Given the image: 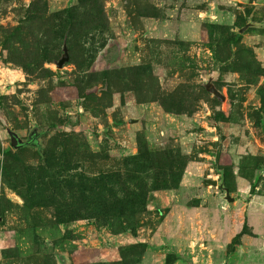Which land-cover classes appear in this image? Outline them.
I'll list each match as a JSON object with an SVG mask.
<instances>
[{
    "label": "rangeland",
    "instance_id": "rangeland-1",
    "mask_svg": "<svg viewBox=\"0 0 264 264\" xmlns=\"http://www.w3.org/2000/svg\"><path fill=\"white\" fill-rule=\"evenodd\" d=\"M0 264H264V0H0Z\"/></svg>",
    "mask_w": 264,
    "mask_h": 264
},
{
    "label": "water",
    "instance_id": "water-1",
    "mask_svg": "<svg viewBox=\"0 0 264 264\" xmlns=\"http://www.w3.org/2000/svg\"><path fill=\"white\" fill-rule=\"evenodd\" d=\"M248 27V24L245 25L244 27H242L240 29L241 32H243L246 28ZM69 59V54H68V49L66 46H64L63 48V56L61 57V59L57 62V66L58 67H62L63 64ZM205 87L208 91H210L211 93H213L216 97H218L221 100H224L225 97L224 95L215 87L214 83L212 82V79L210 78L206 83H205ZM131 121H136V119H132ZM35 133V132H34ZM9 134L11 136V145L14 148H20V147H24L26 145L29 144H35L37 143V136L33 133L30 135V138L27 141H23L22 139H20L17 134L13 131H9ZM205 181L209 184H212L214 186L219 185V187H221L222 189H224L225 192V198L227 201H233V197H231L230 192L228 190L227 187L224 186L223 183H217L216 180H212L210 178L205 179Z\"/></svg>",
    "mask_w": 264,
    "mask_h": 264
},
{
    "label": "trees",
    "instance_id": "trees-1",
    "mask_svg": "<svg viewBox=\"0 0 264 264\" xmlns=\"http://www.w3.org/2000/svg\"><path fill=\"white\" fill-rule=\"evenodd\" d=\"M26 146H29V145H26ZM26 146H24V147H26ZM24 147H20V148H24Z\"/></svg>",
    "mask_w": 264,
    "mask_h": 264
}]
</instances>
